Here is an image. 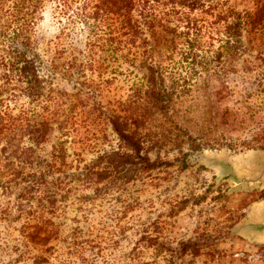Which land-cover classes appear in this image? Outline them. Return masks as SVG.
I'll return each mask as SVG.
<instances>
[{
	"label": "rangeland",
	"instance_id": "374dc122",
	"mask_svg": "<svg viewBox=\"0 0 264 264\" xmlns=\"http://www.w3.org/2000/svg\"><path fill=\"white\" fill-rule=\"evenodd\" d=\"M228 6L248 15L237 51L225 37L232 19L212 18L201 39L208 70L188 89L172 90L167 111L150 107L144 75L129 73L125 64L110 63L115 73L75 74L67 61L81 43L69 45L43 13L36 36L38 52L54 71L47 90L53 98L48 115L54 116L35 153L49 159L62 141L66 156L54 174L59 182L46 186L55 192L53 207L41 214L47 237L34 218V200L31 208H17L20 186L0 191V264H264V239L247 229L264 203V188L223 179L226 164L238 175L251 160L264 159V0H229ZM164 83L168 87L169 78ZM126 108L142 115L132 128L155 166L90 187L71 177L97 152L118 147L107 117ZM60 121L67 123L66 136Z\"/></svg>",
	"mask_w": 264,
	"mask_h": 264
},
{
	"label": "trees",
	"instance_id": "16d2710c",
	"mask_svg": "<svg viewBox=\"0 0 264 264\" xmlns=\"http://www.w3.org/2000/svg\"><path fill=\"white\" fill-rule=\"evenodd\" d=\"M228 2L0 0V90L5 94L0 98L1 193L20 186L17 208H31L30 202L34 200L38 207L35 220L42 227L48 223L41 214L48 207H53L55 192L46 191V186L59 182L54 174L60 173L66 153L62 141L51 147L49 159L39 158L35 153L51 133V117L54 116V112L48 115L53 99L48 93L54 71L52 64L44 61L38 52L39 39L36 36L45 11L50 13L53 24L69 45L81 43L82 48L76 54L72 52L77 56H70L67 61L75 74H84V70L94 72L99 68L110 74V71L119 72L112 69L110 63L117 64L116 68L121 63L125 64L127 69H131L129 73L134 69L144 75L143 96L150 107L167 111L172 90L178 87L188 89L196 82L200 71L208 70L211 61L210 57L200 55L204 42L201 39L208 36L204 30L213 23L212 18L232 19L224 26L225 37L231 38L232 52L237 51L241 26L248 15L234 10ZM222 4L227 9L219 10ZM159 32L162 36L154 45L153 40ZM159 42L156 60L153 51ZM59 45L64 46V43L59 42ZM166 78L170 82L168 87L164 83ZM125 110L128 113L121 110V113H111L107 117L110 130L119 142L118 147L108 152H97L93 160L71 173V177L90 187L125 177L132 169L146 171L155 166V162L149 161L141 137L133 129L137 126L138 116L142 115ZM65 124V121L57 123L62 136L67 135ZM50 232L43 227L44 237Z\"/></svg>",
	"mask_w": 264,
	"mask_h": 264
},
{
	"label": "water",
	"instance_id": "95a60500",
	"mask_svg": "<svg viewBox=\"0 0 264 264\" xmlns=\"http://www.w3.org/2000/svg\"><path fill=\"white\" fill-rule=\"evenodd\" d=\"M223 173V179L233 183L235 187L255 186L264 188V159H253L245 167L244 173L235 174L231 166ZM250 233L264 239V203L256 210L252 223L247 225Z\"/></svg>",
	"mask_w": 264,
	"mask_h": 264
}]
</instances>
